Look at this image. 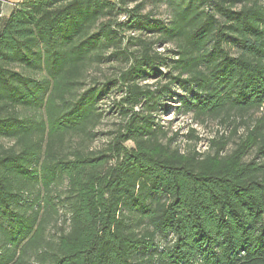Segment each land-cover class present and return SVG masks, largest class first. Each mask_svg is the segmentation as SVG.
<instances>
[{
  "label": "trees",
  "instance_id": "16d2710c",
  "mask_svg": "<svg viewBox=\"0 0 264 264\" xmlns=\"http://www.w3.org/2000/svg\"><path fill=\"white\" fill-rule=\"evenodd\" d=\"M175 88L179 111L231 136L173 146L158 119ZM113 93L120 122L94 145ZM0 264H264V0L15 4L0 20Z\"/></svg>",
  "mask_w": 264,
  "mask_h": 264
},
{
  "label": "rangeland",
  "instance_id": "374dc122",
  "mask_svg": "<svg viewBox=\"0 0 264 264\" xmlns=\"http://www.w3.org/2000/svg\"><path fill=\"white\" fill-rule=\"evenodd\" d=\"M153 9V6L147 4L146 11H150ZM10 7L5 6L3 17H0V20L6 19L10 14ZM157 18L168 20V14L165 11V8H160L158 11L156 10ZM159 50H164L160 48ZM111 65H105L101 68V71L110 75L114 72ZM93 75L96 73L101 74L99 71L93 70ZM155 81H151L150 84ZM122 93L118 94H110L108 99L101 102V107L103 110H106L107 117L100 127L102 135L97 139L94 145H98L101 141L105 142L110 139V133L117 128V124L120 120L117 118V114L111 110L113 102L121 98ZM184 93L181 90L173 89L172 93L166 96L165 99V109L160 111L159 123L165 126L168 131V138L176 139L173 143V146L180 147L182 151L193 148L196 146L197 150L205 151L208 147L209 140L216 136H231V132L233 130V125L222 124L220 120H210L205 124L196 122L194 120L193 114H184L182 111H179L177 108L180 105L181 97ZM195 129V136L199 137L201 140L198 142L194 138L189 137V129ZM242 132V130H241ZM178 134V135H176ZM233 140H236L237 137H233ZM129 147H132L133 144L129 142L127 144ZM232 146V145H231ZM230 146V147H231ZM54 232V230H52ZM52 236V233H50Z\"/></svg>",
  "mask_w": 264,
  "mask_h": 264
},
{
  "label": "crops",
  "instance_id": "0c3cea01",
  "mask_svg": "<svg viewBox=\"0 0 264 264\" xmlns=\"http://www.w3.org/2000/svg\"><path fill=\"white\" fill-rule=\"evenodd\" d=\"M21 1H23V0H6V1L4 2V8H5V6H9V7H10V10H12L13 6H14L15 4L21 2Z\"/></svg>",
  "mask_w": 264,
  "mask_h": 264
}]
</instances>
